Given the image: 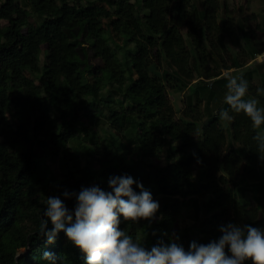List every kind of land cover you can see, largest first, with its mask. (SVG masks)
I'll return each instance as SVG.
<instances>
[{
	"label": "trees",
	"instance_id": "1",
	"mask_svg": "<svg viewBox=\"0 0 264 264\" xmlns=\"http://www.w3.org/2000/svg\"><path fill=\"white\" fill-rule=\"evenodd\" d=\"M254 39L219 0H0V264H49L44 251L58 264H86L65 233L54 244L40 235L45 201L58 196L72 210L76 201L65 190L95 184L109 191L113 175L128 174L161 197L153 221L120 218V230L149 250L172 242L185 205L195 220L180 236L186 250L218 240L229 223L264 229V159L252 122L225 103L221 71L195 78L209 58L224 61L229 40L238 52L222 69L241 71L245 98L264 108L252 86L257 69L246 67L264 52ZM206 80L214 98L205 119ZM187 89L177 118L170 96ZM222 109L233 117L224 121L230 138ZM105 111L102 138L83 119Z\"/></svg>",
	"mask_w": 264,
	"mask_h": 264
},
{
	"label": "clouds",
	"instance_id": "2",
	"mask_svg": "<svg viewBox=\"0 0 264 264\" xmlns=\"http://www.w3.org/2000/svg\"><path fill=\"white\" fill-rule=\"evenodd\" d=\"M224 78L225 103L231 112L243 113L251 120L257 152L264 159V131H260L264 126V108L258 107L256 98H245L248 82L242 75L227 71ZM257 94H264V90L258 89ZM218 116L221 123L233 119L228 110L222 109ZM108 187L109 191L95 184L82 186L79 192L65 190V199L76 201L72 210L60 197H48L40 235L46 236L48 244H54L58 234L65 233L68 241L85 254L86 264H246L247 261L264 264V229L250 225L221 226L223 234L218 240L207 244L193 241L188 250L176 242L178 236L171 243L161 240L149 250L139 239L134 240L128 232L120 230V218L133 223L151 222L159 211V202L142 182L128 174L110 176ZM49 220L51 230H47ZM42 259L58 264L60 257L44 251Z\"/></svg>",
	"mask_w": 264,
	"mask_h": 264
},
{
	"label": "rangeland",
	"instance_id": "3",
	"mask_svg": "<svg viewBox=\"0 0 264 264\" xmlns=\"http://www.w3.org/2000/svg\"><path fill=\"white\" fill-rule=\"evenodd\" d=\"M63 0H58V3L60 4ZM220 4L223 5L224 2L227 3L229 14H231V17L234 20V24L238 26L240 23H244V26L247 31H250L255 36L254 39V45L257 46L260 49H264V32L260 29L264 25V0H219ZM69 5L72 6L71 3ZM22 6L32 13V19H36L37 16L33 14L30 7L25 6L22 4ZM223 10L220 11V19L219 22L221 23V18H223ZM3 24H6V22H3ZM186 30H182V35L186 37ZM107 36V35H106ZM108 37V36H107ZM240 41L241 44L244 43V38L239 33L237 34V42ZM227 48H229L228 52L225 54L224 61L220 63H216L213 58H209L207 61L206 66H203L200 73L196 72L195 78L203 79L205 80L207 73L210 71H221L222 77H224L225 72H227L226 69H222V65H227L228 67L232 65V62L234 58L236 57V53L238 52L237 49L231 48V44L229 43V40L227 41ZM42 58H44V55H42ZM43 61V59H42ZM247 66H251L252 68L257 69V73L255 75V78L253 80L252 86L254 87L256 93L258 89H263V79H264V52L261 54H258L255 59L253 60H247ZM94 63L98 64V61H94ZM222 64V65H221ZM165 69V67L163 68ZM233 75L236 73H240L241 71L235 72L234 69L229 70ZM38 84L39 80L34 79ZM207 82H210L207 85L203 86V90L200 92L202 98H203V105H202V111L204 112V118L206 119L208 116L205 113L206 103L208 101H211L214 98L213 91L211 90V81L212 80H206ZM107 90H104L102 92V95H106ZM191 91L187 89L184 93L181 94H172L170 96V100L172 101L173 106L175 107L176 116L177 118H180L182 116V112L187 109V102H188V96L190 95ZM264 97V94H257V97ZM212 104V110H216V105ZM124 110V109H123ZM214 112V111H213ZM108 115V113L105 111L104 115H97L93 120L83 119V122L87 127H91V130H95L96 133L101 136L102 138L106 137V130L109 129V122L106 121L105 116ZM230 123L224 122L223 126L227 131V137L230 138ZM54 171L57 173V167L53 166ZM195 171V170H194ZM193 171V172H194ZM195 173V172H194ZM155 201L159 202V205L161 204V197L155 196ZM194 217V210L191 206H183L180 211V216L177 218V224L175 226V237L178 236L180 240V236L182 232L191 227L195 220L192 219ZM179 240L177 243H179Z\"/></svg>",
	"mask_w": 264,
	"mask_h": 264
}]
</instances>
